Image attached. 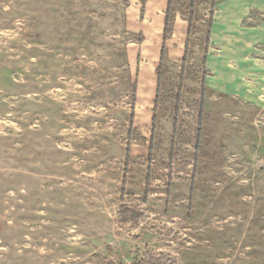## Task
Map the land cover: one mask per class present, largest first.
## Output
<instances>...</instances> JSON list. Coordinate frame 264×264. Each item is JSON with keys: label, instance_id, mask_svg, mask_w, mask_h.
<instances>
[{"label": "rangeland", "instance_id": "1", "mask_svg": "<svg viewBox=\"0 0 264 264\" xmlns=\"http://www.w3.org/2000/svg\"><path fill=\"white\" fill-rule=\"evenodd\" d=\"M0 264H264V0H0Z\"/></svg>", "mask_w": 264, "mask_h": 264}]
</instances>
